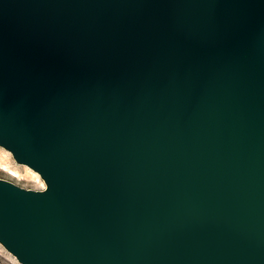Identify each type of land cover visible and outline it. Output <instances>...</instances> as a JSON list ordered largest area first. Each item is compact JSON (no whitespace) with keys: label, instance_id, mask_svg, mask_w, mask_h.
I'll return each instance as SVG.
<instances>
[{"label":"water","instance_id":"1","mask_svg":"<svg viewBox=\"0 0 264 264\" xmlns=\"http://www.w3.org/2000/svg\"><path fill=\"white\" fill-rule=\"evenodd\" d=\"M0 147L20 264H264V0H0Z\"/></svg>","mask_w":264,"mask_h":264},{"label":"rangeland","instance_id":"2","mask_svg":"<svg viewBox=\"0 0 264 264\" xmlns=\"http://www.w3.org/2000/svg\"><path fill=\"white\" fill-rule=\"evenodd\" d=\"M0 153L6 156L8 159L6 163V166L8 167V171L0 168V180H5L23 189H29L34 191H39L45 188L44 182L36 172L32 171L25 165L17 164L13 160L11 154L1 147H0ZM11 171L16 173H18V171L21 172L18 174H22L23 172L24 173L26 172L31 178L25 179L23 177H14L13 175H11L10 173ZM0 264H20V263H18L15 257L12 256L9 252H7L0 244Z\"/></svg>","mask_w":264,"mask_h":264},{"label":"bare ground","instance_id":"3","mask_svg":"<svg viewBox=\"0 0 264 264\" xmlns=\"http://www.w3.org/2000/svg\"><path fill=\"white\" fill-rule=\"evenodd\" d=\"M7 161H8L7 157L0 153V168L3 169V170H6V171H8V167L6 166ZM19 171H18V173H21ZM10 173L14 177H23L25 179H30L31 178L26 172L25 173L23 172L22 174H18L16 172H12L11 171Z\"/></svg>","mask_w":264,"mask_h":264}]
</instances>
